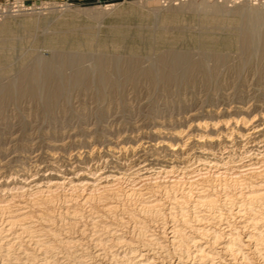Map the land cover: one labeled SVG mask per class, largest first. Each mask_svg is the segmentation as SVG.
Here are the masks:
<instances>
[{"label":"rangeland","instance_id":"374dc122","mask_svg":"<svg viewBox=\"0 0 264 264\" xmlns=\"http://www.w3.org/2000/svg\"><path fill=\"white\" fill-rule=\"evenodd\" d=\"M246 32L264 40V4L0 0V180L16 184L23 176L53 172L77 176L97 165L127 175L121 182L126 186L136 180V168L142 172L145 166L149 183L165 185L169 178L157 171L182 166L178 161L186 153L193 180L204 173L221 195V185H232L234 168L264 148V53L259 44L250 52L244 48ZM176 52L186 64L170 74L165 65L169 69L156 74L160 57ZM26 71L32 77L22 79ZM75 72H84L82 80L70 79ZM100 72L109 78L103 85ZM242 118L254 134H245ZM197 120L216 128L200 130ZM226 128L234 133L224 143ZM176 132L215 136L180 145ZM119 145L126 152H118ZM202 148L213 155L205 156ZM203 157L228 159L227 173L217 179L211 164H201ZM182 179L179 187L188 181ZM59 190L55 206L69 191ZM132 197L126 205L138 203Z\"/></svg>","mask_w":264,"mask_h":264},{"label":"bare ground","instance_id":"6f19581e","mask_svg":"<svg viewBox=\"0 0 264 264\" xmlns=\"http://www.w3.org/2000/svg\"><path fill=\"white\" fill-rule=\"evenodd\" d=\"M262 36L244 33V48L253 51L255 43L260 45V54L264 53ZM176 53L160 57L154 68L156 74L165 73L168 65L166 72L170 74L171 68L186 64L185 55ZM63 58L59 62L64 68ZM30 74L24 72L22 79H28ZM83 74L75 72L69 77L80 81ZM108 79L105 73H98L97 81L102 85ZM241 122L246 135L254 134V127L248 128L244 119ZM194 125L203 131L215 127L214 122L205 120H197ZM233 133L232 129H224V143L231 142L228 140ZM214 136L207 132L194 137L175 135L180 145L190 140L197 144L212 141ZM124 149L119 145L117 151L126 152ZM202 150L207 157L213 155ZM185 154L178 161L182 166L157 171L169 178L166 184L163 182L165 185L155 183L154 177V183H149L145 166L142 172L136 168V180L126 186L121 182L127 175L97 165L87 172L81 170L77 176L69 175L71 171L67 177L53 172L30 180L23 176L16 184L1 179L0 264H264V148L257 157L233 167L232 185L217 181L219 174L227 173L228 159H200L204 166L211 164L215 168L221 195L214 179L204 173H198L197 181L193 180V167L187 163L190 156ZM179 168V174H175ZM182 178L188 181L179 187ZM64 187L69 189L68 195L60 206H55L59 189ZM132 196L138 203L126 205Z\"/></svg>","mask_w":264,"mask_h":264},{"label":"built area","instance_id":"2783aa9c","mask_svg":"<svg viewBox=\"0 0 264 264\" xmlns=\"http://www.w3.org/2000/svg\"><path fill=\"white\" fill-rule=\"evenodd\" d=\"M243 1L251 2V3H254V4H258V3L264 4V0H243Z\"/></svg>","mask_w":264,"mask_h":264}]
</instances>
